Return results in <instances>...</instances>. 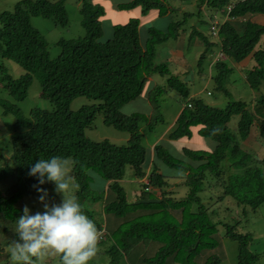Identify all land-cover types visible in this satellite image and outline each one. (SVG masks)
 Masks as SVG:
<instances>
[{"label":"trees","instance_id":"16d2710c","mask_svg":"<svg viewBox=\"0 0 264 264\" xmlns=\"http://www.w3.org/2000/svg\"><path fill=\"white\" fill-rule=\"evenodd\" d=\"M84 1H80V13L86 34L60 40L57 45L61 53L55 59L31 18L51 19L67 27L66 0H23L13 11L0 14V55L24 72L13 77L4 65L0 66V86L20 103L28 98L37 79L41 97L54 106L52 112L36 108L24 117L17 105L0 97L4 115L14 114L17 118L9 151H0V255L6 245H14L18 239L16 222L24 212L19 204L25 197L39 194L37 187L54 185H39L38 179L29 175L31 165L60 156L72 160L71 175L79 188L76 200L81 205L88 199L90 203H101L104 215L112 217L104 227L97 221L96 212L82 205L99 233L104 231L102 239L110 243L105 251L110 258L108 264H222L224 257L219 256V247L225 238L237 243L238 264H256L259 258L249 249L251 236L237 232L238 224L231 226L219 220L217 211L205 203L201 194L209 178H214L224 191L220 199L232 197L239 206L254 211L264 204V157L256 159L242 148L255 128L264 140V0H198L196 12L207 14L210 24L208 35L194 30L190 37V41L199 38L205 44L198 74L208 73L204 67L207 54L217 50L216 55L224 58L212 57L210 80L217 91L227 94L233 64L250 59L253 67L246 74V83L254 92H263L253 103L233 101L224 109L192 97L186 81L175 75L168 64L155 61L157 48L171 39L178 42L187 18L195 12L185 14L182 21L171 19L164 27H149L146 37L141 36V20L133 18L125 25L113 26V34L106 37L102 22L105 8L95 0ZM166 2L130 0L117 8L130 11L140 7L142 14L157 9L162 18L168 14ZM215 26L219 29L216 37L211 34ZM155 76L166 79L165 87L152 86L149 91L155 110L160 109L158 100L165 88L185 100L169 140L192 137L196 129L200 137L215 143L212 152L184 149V158L178 159L159 143L151 156L143 144L141 127L145 124L153 130L162 118L125 115L121 109L138 99L149 78ZM78 97L97 104L72 111L71 105ZM99 114L106 125L129 134L126 145L95 143L86 137V129ZM234 117H239L237 134L230 128ZM163 165L181 172L179 177L188 188L182 199L168 196L170 180L174 178L162 173ZM128 167L148 193L147 197L141 194L136 203L129 202L122 186ZM94 174L103 180V188L97 192L91 190ZM144 179L148 184L142 182ZM148 187L152 190L146 191ZM156 190L161 197L156 196ZM152 198L162 202L137 204Z\"/></svg>","mask_w":264,"mask_h":264},{"label":"rangeland","instance_id":"374dc122","mask_svg":"<svg viewBox=\"0 0 264 264\" xmlns=\"http://www.w3.org/2000/svg\"><path fill=\"white\" fill-rule=\"evenodd\" d=\"M20 1L23 0H0V14L4 11H13L15 6ZM80 1L82 3L85 2L84 0H66L65 6L69 18V25L67 27L57 25L51 19H44L37 16L31 18L33 27L36 28L47 40L49 44L48 50L52 59L57 58L61 53V48L57 45L60 40L78 39L85 36L86 34V31L82 26L83 17L80 13ZM129 1L130 0H95V2L101 4L106 10V15L102 19L106 37H109L113 34V26L125 25L130 21V19L133 18H140L142 31H147V29L151 26L149 24L152 23L151 20L156 16L157 9H153L147 14H142L140 7L130 11H120L117 8L119 4H125ZM191 1L192 0L181 2V0H167L166 4L177 6L182 4V6H185L184 8L187 9L188 7H191V5H189ZM193 6L194 8L196 7L195 4ZM195 9L197 11V7ZM196 11L194 16L187 18V25H185L182 30L185 32V34L188 33L189 35L186 41L187 46H185L182 53V58H186V60L183 59L186 63H183L180 66L176 64L172 65L170 63L171 70L175 73V75L180 76L189 84L192 97L202 99L205 103L213 107L224 109L230 102L238 100H243L247 103H253L257 97V94L261 95L263 92H254L246 83V74L253 67L252 60L251 62L249 59L242 63L233 64L234 71L230 75L229 81L226 85L228 91L227 94L217 91L216 86L210 80V66L212 63H214V60L212 62L211 60L212 57L215 59L218 55H216L217 50H214L215 52L213 55L208 53L204 62V67L206 70H208V74H204L203 76L198 74L200 72V68L198 66L196 67V65H198L202 54L205 52V48L204 46H198L197 42L195 43L194 38H192L190 41V37L192 36L191 33L194 32V30H198V32L201 31L202 33L208 35V33H210V24H207L209 23L207 14L204 15L202 13V15H200ZM188 13H190L189 10L185 11L184 13L182 12L181 15L172 13V20L176 22L182 21L184 20V15ZM149 17L152 19L148 20ZM143 34L144 33H142L141 36ZM176 48L177 42L172 39L159 46L157 48V52L155 53L156 64L164 62L162 59L160 60V57L164 58L165 56L164 59H167V53ZM211 51H213V49ZM174 56H178V54L175 53ZM182 58L177 57L176 59L179 60ZM2 65H4V68H6L8 74L13 77H19L24 73L20 67H16L12 62H10V60H5L0 55V66ZM186 68L188 74H185ZM1 77H3V75L0 71V78ZM152 80H154V82L149 81L150 83H147L143 94L138 99L127 104L121 109V112L125 115L143 114L155 119L162 118L163 121L156 123L153 130H149L145 124H143L141 127L142 133L144 134L143 144L148 149V151L152 153L151 156H153L154 147L159 143H163L165 149L170 151V153L178 159L184 158V149L212 152L215 149V143L211 140L200 137L196 129L193 130L192 137H185L174 141L169 140V135L178 126L177 120L184 109L185 100L181 98L177 92L165 88V92L158 100L160 109L155 110L154 104L149 100V91L152 86L165 87L166 79L155 76L152 78ZM0 97L17 105L24 117L28 116L29 112L36 108L51 112L54 110L52 103L49 100L43 99L41 97V86L37 79L34 80L29 90L28 98L25 101L20 103L15 102L9 96L8 92L3 91L2 86H0ZM94 104H97V102L86 97H78L73 101L71 110L77 112L84 106H91ZM16 121L17 118L14 114L4 115V109L0 107V151L3 153L8 152L10 149L11 138L16 134L13 129ZM238 121L239 117H234L230 122V128L234 134H237L238 131ZM86 137L91 142L99 143L103 141H109L111 144L117 146L126 145L129 140L128 133L119 131L112 126L106 125L104 123V117L102 114L97 115L93 125L86 129ZM242 148L251 153L256 159L264 157V140L261 138L259 130L256 128L253 130V135L248 139V141L242 144ZM148 164H151V159ZM0 166H2L1 160ZM161 167L163 170L162 173L164 175L174 178L173 180H170L172 186L168 189V196L175 200H180L185 197L187 195L188 188L185 185V181L179 177L181 176V172L175 171L165 165ZM68 171L71 177V188L66 195L69 198L76 199L79 188L71 175V159L68 160ZM94 176L96 179L91 185V190L97 192L103 188V180L95 174ZM145 181V179L142 180V182ZM216 183L217 181L214 178H209V181L205 183L204 192L201 194V197L204 199L207 205L211 206L212 210L214 209L217 211V217H219V220L231 226L238 224L237 232L241 234H249L251 236L249 249L259 258L256 264H264V204L254 211L249 207L239 206L232 197L220 199V197L223 196L224 191L221 187L222 185L220 186V184L217 183V185ZM122 186L127 193L130 203H136L137 199H139L138 197H140L141 194H144L146 197L148 196V193L144 190V185L138 181L133 169L130 167L126 169V175L122 181ZM45 190L48 193L47 203L49 205L60 204L63 201V194L56 191L55 184L52 187L46 188ZM156 196L161 197V192L159 190H156ZM39 197L40 193L25 197L24 200L19 204L20 208L24 210V208L27 206L33 214L38 211L42 212L44 210V205L41 203ZM82 205L93 209V211L96 212L94 215L97 221L103 223L104 227L107 225L106 223L111 221V216L104 215L103 209L100 207V205H102L101 203H90V199H88L87 201L85 200ZM121 222L122 221L117 222V224ZM104 238H106V236ZM224 240H221L220 242L221 245L219 247V256L224 257V261H227L229 257L227 251L230 250L232 245L230 242L226 244ZM13 246L14 245L5 246V252L0 255V264H16L14 259L11 258L9 254ZM109 246L110 243L104 239L103 244L98 245V251L100 254L96 255L90 261V264H108L110 258L107 254H105V251ZM32 264H62V260L59 254L50 250L44 255L42 259L33 258Z\"/></svg>","mask_w":264,"mask_h":264},{"label":"clouds","instance_id":"9594fccd","mask_svg":"<svg viewBox=\"0 0 264 264\" xmlns=\"http://www.w3.org/2000/svg\"><path fill=\"white\" fill-rule=\"evenodd\" d=\"M29 175L36 177L39 185L54 183L63 201L49 205L47 191L37 187L44 210L33 214L24 208L16 222L18 239L10 257L16 264H32L33 258L42 259L51 250L60 255L62 264H90L97 254L101 232L82 205L66 195L71 188L68 160L60 156L40 159L31 165Z\"/></svg>","mask_w":264,"mask_h":264},{"label":"crops","instance_id":"0c3cea01","mask_svg":"<svg viewBox=\"0 0 264 264\" xmlns=\"http://www.w3.org/2000/svg\"><path fill=\"white\" fill-rule=\"evenodd\" d=\"M193 3L197 7L198 0H192L189 3V5H191V7H188L187 9H185L184 8L185 6H182V4H180V6L168 4L167 5V6H169L167 8L168 14L166 16H162V18L159 17V10H157L156 16L153 19L151 18L152 20L150 19V17L148 19V20H151L152 21V23L149 24V25H151L150 27H152V26H158V27H161L162 26V27H164L165 25L167 26V24L169 23V21L172 19V13H176V14L181 15L182 12L184 13L185 11H188V10H189L190 13L195 12L196 11V9H195L196 7L194 8V6H193L194 4ZM140 29H141V33H144L143 34V37H146L147 36L148 29H147V31L146 30L142 31V28H140ZM188 37H189L188 33L185 34V32H183L182 35H181V37H180V39H179V41L177 42V48L176 49H172L171 52H168L167 53L168 54V56H167L168 58L167 59H164L165 56H164V58L160 57V60L162 59V61H164V62H162V61L161 62L168 64L170 66V69H171V64L172 65L173 64H176V65L180 66L181 64L186 63L183 60V59L186 60V58L185 57L182 58V55H183L182 53H183V50H184L185 46H187L186 41H187ZM194 41H195V43L197 42V45L198 46H204V48H205V44L201 40H199V38H196ZM175 53H177L178 56H174ZM171 56H173V57H171ZM177 57H181L182 59L177 60L176 59ZM169 61H171V62H169ZM212 61H213V58H212L211 62ZM196 67H197V65H196ZM185 72H187V68H186V71ZM207 72H208V70H207ZM210 73H211V67H210ZM149 81L150 82H154V80H152V78H149ZM224 241H225L226 244L228 242H230L231 245H232V247L230 248V250L227 251V253L229 254L228 260L227 261H224L222 264H238L237 263V254H238V246H237V244L234 241L231 242L228 238L225 239ZM231 253H232V255H231Z\"/></svg>","mask_w":264,"mask_h":264},{"label":"built area","instance_id":"2783aa9c","mask_svg":"<svg viewBox=\"0 0 264 264\" xmlns=\"http://www.w3.org/2000/svg\"><path fill=\"white\" fill-rule=\"evenodd\" d=\"M218 31H219V29L216 26L211 28V34L213 36H215V37L218 35ZM223 58H224L223 55L219 54L218 57H217V60L223 59ZM144 183L148 184L147 181H145ZM150 190H152V188H149V187L146 188V191H150ZM102 236H103V233H100V238H99V242L98 243H100L102 241Z\"/></svg>","mask_w":264,"mask_h":264},{"label":"water","instance_id":"95a60500","mask_svg":"<svg viewBox=\"0 0 264 264\" xmlns=\"http://www.w3.org/2000/svg\"><path fill=\"white\" fill-rule=\"evenodd\" d=\"M161 202H162L161 200L149 199V200H142L137 204L149 205V204H160Z\"/></svg>","mask_w":264,"mask_h":264}]
</instances>
